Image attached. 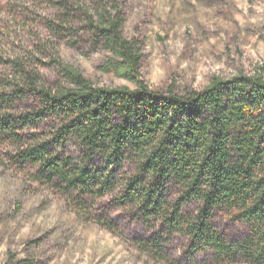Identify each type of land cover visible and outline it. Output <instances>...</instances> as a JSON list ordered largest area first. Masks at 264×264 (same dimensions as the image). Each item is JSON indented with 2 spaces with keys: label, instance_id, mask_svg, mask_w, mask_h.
Segmentation results:
<instances>
[{
  "label": "rangeland",
  "instance_id": "1",
  "mask_svg": "<svg viewBox=\"0 0 264 264\" xmlns=\"http://www.w3.org/2000/svg\"><path fill=\"white\" fill-rule=\"evenodd\" d=\"M0 0V89L22 71H33L49 87L69 86L65 67L98 86L135 84L117 76L112 54L87 26L95 0ZM121 32L141 53L140 76L153 90H200L213 77L261 74L264 78V0H117ZM19 115L39 106L26 95L13 102ZM45 117L21 134L33 142L51 129ZM53 150L83 166L78 141L68 137ZM17 143L0 141V264H208L210 249H195L182 233L144 219L121 199V176L94 197L20 163ZM103 169L95 156L89 167ZM112 165L109 166V169ZM124 167L118 172H129ZM130 173V172H129ZM97 177L96 183L102 180ZM106 178V177H105ZM93 188L94 182L85 181ZM170 198L176 189L168 186ZM198 204H184L194 214ZM212 223L227 241H240L248 225L214 211ZM114 227V230L108 228ZM246 264V263H236Z\"/></svg>",
  "mask_w": 264,
  "mask_h": 264
},
{
  "label": "trees",
  "instance_id": "2",
  "mask_svg": "<svg viewBox=\"0 0 264 264\" xmlns=\"http://www.w3.org/2000/svg\"><path fill=\"white\" fill-rule=\"evenodd\" d=\"M94 4L96 16L85 12V22L112 54L107 66L135 88L98 86L66 67L70 85L53 88L37 73L22 71L0 89V141L17 143L20 163L38 165L50 181L94 197L111 189L108 177L121 176L123 202L182 233L193 248L210 249L208 264H264V78L213 77L204 88L180 94L153 90L140 76L139 47L121 32L117 0ZM28 94L39 106L16 115L13 102ZM45 117L52 120L50 131L26 142L21 131ZM68 137L78 141L83 166L53 150ZM95 156L106 169L89 167ZM124 167L130 173L118 172ZM97 177L104 178L96 183ZM85 181L97 189H87ZM168 186L176 189L174 199ZM192 201L198 204L194 214L183 210ZM214 211L246 223V237L227 241L212 223Z\"/></svg>",
  "mask_w": 264,
  "mask_h": 264
}]
</instances>
